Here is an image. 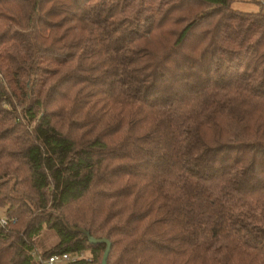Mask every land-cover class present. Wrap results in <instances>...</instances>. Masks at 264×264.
I'll use <instances>...</instances> for the list:
<instances>
[{
  "label": "trees",
  "instance_id": "1",
  "mask_svg": "<svg viewBox=\"0 0 264 264\" xmlns=\"http://www.w3.org/2000/svg\"><path fill=\"white\" fill-rule=\"evenodd\" d=\"M233 1L0 0V264H100L79 228L107 264H264V11Z\"/></svg>",
  "mask_w": 264,
  "mask_h": 264
},
{
  "label": "rangeland",
  "instance_id": "2",
  "mask_svg": "<svg viewBox=\"0 0 264 264\" xmlns=\"http://www.w3.org/2000/svg\"><path fill=\"white\" fill-rule=\"evenodd\" d=\"M232 6L235 9L242 10V11H256L258 10V5L256 3L251 2L250 0H234ZM4 213L0 210V216H3ZM55 235L51 231H44L43 234L39 235L36 244L37 247L41 250L47 249L49 246L53 245L55 242ZM84 259L89 258V252H83Z\"/></svg>",
  "mask_w": 264,
  "mask_h": 264
},
{
  "label": "built area",
  "instance_id": "3",
  "mask_svg": "<svg viewBox=\"0 0 264 264\" xmlns=\"http://www.w3.org/2000/svg\"><path fill=\"white\" fill-rule=\"evenodd\" d=\"M255 2L264 11V0H255ZM8 222V219L4 215L0 216V226L3 227L7 225ZM83 257V252L53 254L44 258L42 260V264H65L68 262H75L77 260L83 259Z\"/></svg>",
  "mask_w": 264,
  "mask_h": 264
},
{
  "label": "water",
  "instance_id": "4",
  "mask_svg": "<svg viewBox=\"0 0 264 264\" xmlns=\"http://www.w3.org/2000/svg\"><path fill=\"white\" fill-rule=\"evenodd\" d=\"M71 230L81 233L83 235V237L87 239L89 244H93V245L104 244L105 249H104L100 264H107V258H108V254H109L110 247H111V243L107 238H95L92 235H90V233L88 231H86L82 228L71 229Z\"/></svg>",
  "mask_w": 264,
  "mask_h": 264
}]
</instances>
